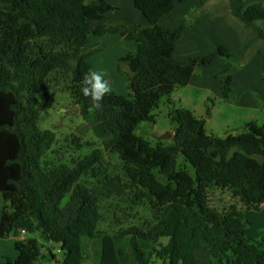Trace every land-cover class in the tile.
I'll list each match as a JSON object with an SVG mask.
<instances>
[{"label": "trees", "instance_id": "trees-1", "mask_svg": "<svg viewBox=\"0 0 264 264\" xmlns=\"http://www.w3.org/2000/svg\"><path fill=\"white\" fill-rule=\"evenodd\" d=\"M183 1L134 0L148 21L143 26L113 23L106 14L117 7L107 0H0V98L9 108L1 121L11 116L0 130L18 141L16 153L6 154L0 165V238L18 237V222L29 216L41 235L18 238L17 258L0 256V264H36L56 252L59 264H85L91 243L99 245L97 264H264V233L246 238V213L264 208V123L249 121L241 132L220 137L207 133L205 119L175 107L171 99L178 87L190 83L197 65L216 56L239 62L221 75L224 98L231 99L235 72L261 51L253 47L264 41V29L256 25L264 20V0H228L231 15L252 34L238 51L221 45L216 54L179 64L172 57L177 41L188 33L192 19L205 13L203 0L188 22L166 29L160 19ZM114 34L136 44L135 52L119 60L128 67L132 95L112 90L100 110H90V98L80 91L84 74L92 71L89 39ZM51 86L70 92L85 122L103 124L108 133L104 147L117 155L122 173H99V149L70 163L50 158L56 133L41 129L39 122L40 98L48 100ZM164 97L172 106L173 138L170 144L152 145L136 129L155 121L153 111ZM70 141L75 149L83 147L79 136ZM179 154L193 172L176 169ZM87 177L95 182L89 184ZM217 189L231 196L220 207L212 205ZM126 193L133 194V204L148 205L152 221L105 233L100 229L102 201Z\"/></svg>", "mask_w": 264, "mask_h": 264}, {"label": "rangeland", "instance_id": "rangeland-1", "mask_svg": "<svg viewBox=\"0 0 264 264\" xmlns=\"http://www.w3.org/2000/svg\"><path fill=\"white\" fill-rule=\"evenodd\" d=\"M109 1L117 7V9L112 11L110 15L113 23H125L127 25H133L134 23L140 24L139 21L137 22V17L134 12L138 13L142 18H145L135 7L134 0ZM217 2L218 12L213 14L212 17L217 16L219 18H227V22L221 23L231 26L240 37V47L237 50L230 52L238 51L242 47V42H247L248 36H252V34L250 31H247L246 34L242 33V24L230 14L227 0H217ZM206 12L207 9L205 8V13ZM190 13L188 21L190 20ZM89 45L90 49L93 51L89 59L92 71H98L104 74L105 78L109 81L112 90L117 94L125 96L132 95L131 90L129 89L128 67L127 65L119 64V60L121 57H124L129 53L135 52V42L127 41L118 34L105 37L91 35ZM253 49H256V51L259 49L261 50L259 53H263L264 41H257V43L254 44ZM193 53L192 50H184L179 52L177 59L180 61H189ZM202 54H205V52ZM222 58L230 63L229 67L231 68L239 65L238 61L225 57ZM253 58L246 62V64L244 63L241 65L235 72L234 81L236 83H233L234 92L232 93L230 100L218 98L216 94L208 92L196 84H192L178 87L171 95L175 107H187L192 110L196 116L203 117L206 120L207 133H213L220 137H225L229 132H241L244 124L247 121H250L249 116L253 112L254 115H256L253 120L257 121L259 124H263L264 108L261 107L264 106V99L262 100L260 96H257L258 94L255 93L258 98L260 109L252 111L247 107L239 106L242 95L241 89L236 81V73L244 69ZM258 61L264 63V55H261L256 61H252L253 63L249 66V70L254 72V74L252 73L251 76H254L256 70L261 67H256ZM197 67H195L196 69L194 72L200 74L202 70L200 67ZM240 77L241 75L238 76V81H241ZM208 97H210V100H208ZM40 101L44 103L39 122L40 128L50 129L56 133V141L53 146L54 151L50 154V158L70 163L73 158L82 157L95 149H99L103 154V165L100 167V174H116L123 172L122 163L117 155L106 150L104 147V141L107 138L108 133L105 131L103 124L85 122L79 113V109L73 104L71 94L68 90L64 89L62 86H51L49 89L48 100L41 97ZM213 103H215L214 110L210 111V107H212ZM7 108L8 101L1 96L0 127L11 123V116H8L7 119L1 121L3 111ZM171 108L172 106L167 102V97H164L161 100L159 107L153 111L155 121L142 122L136 129V134L148 139L152 145H156L159 141L170 144L173 138V126L168 117ZM209 115L210 118H208ZM170 134H172V136H169ZM11 136V133L5 130H0V165L5 160V157L7 156L6 154L16 153L18 141L16 138H11ZM73 136L81 137V142L83 144L81 149H75V146L70 141ZM180 168H187L190 172L194 171L189 161H187L182 154H179L176 164V169L179 170ZM86 181L89 184L95 182L94 179L90 177H87ZM221 191L218 189L214 190V204L212 203V205L220 207L223 205V202L231 200L229 192L222 193ZM132 197V193H126L123 196H114L102 201L104 219L100 224L101 230L105 233H115L130 225H143L146 222L152 221V213L148 205L133 204L131 202ZM65 201H67V199ZM19 224H25L31 227V235L41 239L40 231L33 228L32 221L23 220ZM1 241L4 246L9 245L13 248V251H16L14 245L16 236L14 233L11 234L10 238H2ZM98 247V243H91L88 245L87 251L89 256L87 257L85 264H97L96 251ZM2 254L7 256L5 252H2ZM45 255L46 257H42L36 262V264H59V261L61 260V254L59 252H56V255L53 257L47 253ZM6 256L2 255L4 259Z\"/></svg>", "mask_w": 264, "mask_h": 264}, {"label": "crops", "instance_id": "crops-1", "mask_svg": "<svg viewBox=\"0 0 264 264\" xmlns=\"http://www.w3.org/2000/svg\"><path fill=\"white\" fill-rule=\"evenodd\" d=\"M107 1L112 4L111 1L109 0ZM202 2L203 0H185L183 2L177 3L171 15L164 16L160 19L161 25L164 26L166 29H170V30L177 28L181 24L188 21L189 13L192 10L199 9L202 6ZM205 8L207 9V12L203 15L194 18L192 20L191 27L188 33L177 41L172 56L173 61L175 63L188 64L190 63V60L194 57L201 58L209 54H216L219 46L221 45L226 46L229 51L237 50L240 47V37L238 33L231 26L224 23L216 24L212 21V15L218 12L217 0H205ZM111 12L106 14L108 18H110ZM134 13L137 17V22L139 21L140 25L143 26L148 25V21L146 18H142L136 12ZM93 25L95 24L93 23ZM256 25L264 29V20L257 21ZM241 30L242 33L245 34L248 31L247 29L243 28V26L241 27ZM184 50H192L194 52L193 55L190 57L189 61H184V60L180 61L177 59L179 52H182ZM203 52H205V54H202ZM261 55H264V52L256 55L252 59V61L253 62L256 61L259 57H261ZM252 61L249 64H247L244 69L236 73V77H237L236 81L241 89V95H242L239 106L247 107L248 109L255 111L260 109L258 98L256 97L255 93L258 94L257 96H260L262 100L264 99V80L262 78L264 63H260V61H258L256 67L258 66L261 67L256 70L254 76H251L252 73L254 74V72L249 70V66L251 65V63H253ZM229 65L230 63L220 56H216L215 59L209 64L197 65L198 67L197 66L196 67L197 68L200 67L202 71L200 72V74L194 72L193 77L188 85L196 84L197 86L207 90L208 92L216 94L218 98L223 99L224 95L222 90L221 74L224 69L229 67ZM239 75H241L240 77L241 81H238ZM233 83L236 82L233 80ZM208 98H209L208 100H210V97ZM214 106L215 103H213L212 107H210V111L214 110ZM261 108H264V106ZM255 116L256 115H254L253 112L249 116V120L254 121L253 119L255 118ZM208 118H210V115ZM9 176L10 175H7L4 179V183H2L4 187H8L6 181L9 178ZM1 188L2 187L0 186V223H1L2 209L4 206V198ZM246 218L249 221L246 231L247 240L252 241L254 239H258L264 233V208L258 212H247ZM23 220L32 221L33 228L38 229L40 231V227L33 216L24 217L18 222L19 236L16 237V240L20 238V232L22 230L26 231L25 238L33 237L31 235V231H32L31 227L25 224H19ZM10 236L11 234L8 237L6 236L5 238H10ZM1 239L2 238H0V256L2 255L6 256L2 254V252H5V254H7L6 258L15 260L18 256V252L13 251V248H11V246L9 245L4 246ZM155 264H162V263L158 262Z\"/></svg>", "mask_w": 264, "mask_h": 264}, {"label": "clouds", "instance_id": "clouds-1", "mask_svg": "<svg viewBox=\"0 0 264 264\" xmlns=\"http://www.w3.org/2000/svg\"><path fill=\"white\" fill-rule=\"evenodd\" d=\"M80 91L85 97L90 98V110H100L101 101L105 95L112 91L109 81L105 75L98 71H89L84 74Z\"/></svg>", "mask_w": 264, "mask_h": 264}, {"label": "built area", "instance_id": "built-area-1", "mask_svg": "<svg viewBox=\"0 0 264 264\" xmlns=\"http://www.w3.org/2000/svg\"><path fill=\"white\" fill-rule=\"evenodd\" d=\"M25 235H26V231L25 230H22L20 232V239H25Z\"/></svg>", "mask_w": 264, "mask_h": 264}, {"label": "water", "instance_id": "water-1", "mask_svg": "<svg viewBox=\"0 0 264 264\" xmlns=\"http://www.w3.org/2000/svg\"><path fill=\"white\" fill-rule=\"evenodd\" d=\"M169 136H172V134H170ZM7 237L9 236V234L6 235Z\"/></svg>", "mask_w": 264, "mask_h": 264}]
</instances>
